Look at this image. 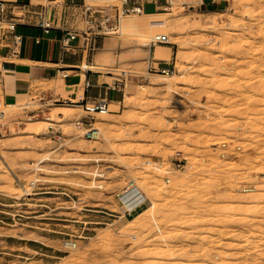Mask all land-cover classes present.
Returning a JSON list of instances; mask_svg holds the SVG:
<instances>
[{"label":"rangeland","instance_id":"obj_1","mask_svg":"<svg viewBox=\"0 0 264 264\" xmlns=\"http://www.w3.org/2000/svg\"><path fill=\"white\" fill-rule=\"evenodd\" d=\"M199 1L147 3L168 28L121 38L120 22L86 53L108 63L100 72L125 93L106 117L96 113V140L77 125L83 106L59 121L79 102L43 95L59 97L60 76L17 99L0 92V264L264 263V0H226L211 12ZM161 34L169 42L156 43ZM140 38L151 44L132 54ZM156 44L169 56L153 60ZM163 70L174 72L160 83L152 76ZM135 186L145 199L127 215L119 195Z\"/></svg>","mask_w":264,"mask_h":264},{"label":"crops","instance_id":"obj_2","mask_svg":"<svg viewBox=\"0 0 264 264\" xmlns=\"http://www.w3.org/2000/svg\"><path fill=\"white\" fill-rule=\"evenodd\" d=\"M6 1L9 6H16L13 11L17 15H23L17 26V32L23 36V43L17 58L5 56L6 52L0 49V69L3 68L0 70V92L4 98L17 99L29 94L34 82L51 81L60 76V98L79 102L80 106L84 101L100 98H106L109 104L121 103L125 95L121 84L112 86L100 71H84V66L98 67L100 64L95 65V59H92L93 64L88 61L86 53L89 51L81 48L80 37L73 40L69 47H62L60 40L63 33L58 27L69 26L71 21L63 17L61 11L55 12L56 28L45 34L35 24L37 16L27 15L24 13L25 8H21L27 0ZM225 4L226 0H200L198 5L204 11L211 12L222 9ZM85 80L90 82L89 88H86ZM49 92L43 93L46 99L54 95L53 91Z\"/></svg>","mask_w":264,"mask_h":264},{"label":"built area","instance_id":"obj_3","mask_svg":"<svg viewBox=\"0 0 264 264\" xmlns=\"http://www.w3.org/2000/svg\"><path fill=\"white\" fill-rule=\"evenodd\" d=\"M87 1L27 0V3L21 8H25L24 13L27 15L37 16L35 24L45 34H49L51 30L56 28L55 12L61 11L62 16L71 21L69 26L58 27L63 33L60 40L62 47H69L73 40L80 37L81 48L92 51L97 49L96 44L99 38L118 30L117 25H119L118 23H120V18L123 15L142 13L145 11L147 3L155 5V11L159 9L168 10L172 4L171 0H118L120 1L119 6L107 5L101 7L94 6ZM14 7L9 6L6 0H0V49L6 52L5 56L17 58L20 55V48L23 43V36L17 32V26L23 15H17L13 11ZM1 63L0 61V65ZM0 70H3V68L1 67ZM168 71L170 73L174 72ZM85 86L86 88L90 87L88 80H85ZM47 100L51 102H61L62 100L65 103L68 101L74 102L71 99L56 98L55 95H50ZM82 106L85 116L82 120L77 121V125L79 129L85 131L84 135L88 140H96L99 137L100 130L94 126L95 115L97 112L108 110L109 102L106 98H100L91 102L84 101ZM177 166H181V164L179 163ZM126 189L124 188V192L127 191ZM136 207L131 210L126 209L125 214L131 215Z\"/></svg>","mask_w":264,"mask_h":264},{"label":"bare ground","instance_id":"obj_4","mask_svg":"<svg viewBox=\"0 0 264 264\" xmlns=\"http://www.w3.org/2000/svg\"><path fill=\"white\" fill-rule=\"evenodd\" d=\"M174 0H172L173 2ZM175 3V2H173ZM141 14V18H137V19H130L128 17H124L123 19H121V23H120V29L116 32V34L119 35V37H125L127 35H129L128 37H131L130 35L134 36L135 34H139V33H144V32H152V31H157V30H164V28H168L167 25L168 23L170 22V19L168 18H164L163 16H160L162 15L161 13H153V12H142V13H139ZM162 30V31H163ZM163 35V34H161ZM134 39V38H133ZM158 42H169L168 38L165 37V35L163 36H158L156 37V43ZM172 42V41H171ZM151 44V40H148L147 38H140V39H135L134 40V43H133V46L131 48V53L135 54V53H138L141 52V51H145V47H148L149 45ZM106 49V48H104ZM164 46H162V44H156V50L154 51V54H153V60L155 61H158L160 59H163V58H166L169 56V51H164ZM107 50V49H106ZM105 51V50H104ZM124 51V50H123ZM125 52V51H124ZM142 53V52H141ZM103 61V60H102ZM108 63L106 62H103L102 65L98 66V67H95V66H84L83 68L85 69L84 71L86 72H95V71H103V70H107L108 68ZM135 73V72H134ZM164 73H160V74H155L153 75L152 77L155 78V79H159L160 83L164 80H167L169 79V72L167 70H164ZM139 74V73H137ZM141 89L143 90L144 89V86H141ZM146 89V88H145ZM144 89V90H145ZM128 97V100H131L129 99V95L127 93V96ZM46 102V101H45ZM53 102V101H52ZM117 103H114V102H111V104H109V106H116ZM14 106H18V105H14ZM80 105L79 104H76V103H73V104H69L65 107H63V113L62 115L59 117V121L61 122H68L70 119H71V115L72 114H75L77 113L79 110H80ZM110 112V109L108 110H104V111H101V112H97V115H104V116H98L96 119H99L101 120L102 118L106 117V115H108ZM1 113V112H0ZM61 114V113H60ZM100 136V135H99ZM30 150V146H25V148L22 150V151H26L28 152ZM54 152L53 151H49L47 156H50L52 155ZM244 191H249V192H253L255 194V197H251L252 194L250 197L251 199H257L260 197V195L263 193L262 190H259V191H255L254 189H251V190H246V189H243ZM255 191V192H254ZM237 193V192H236ZM240 193V192H239ZM239 193L236 197H233V198H236V200H238L237 202L239 203H243V198L241 197V195L239 196ZM235 196V195H234ZM249 196V195H248ZM249 197V198H250ZM145 199V193L143 192V190L139 187V186H135V187H131V188H127V191L126 192H123V194L119 197V200L121 201L122 204H124V206L128 209V210H131L133 209L134 207L136 206H139ZM245 201V199H244ZM251 204V203H250ZM222 210V208H221ZM233 212V211H232ZM148 211L147 210H143L142 212H139L138 214H136L133 218L131 219H128L126 224H125V227H129L131 225H133V223L137 222L138 220H141L143 219L144 220V217L147 214ZM141 222V221H140ZM103 233V232H102ZM107 234H110L107 233ZM109 237V236H108ZM63 245L64 247L66 248H69L73 253H77L78 251L77 250H80L79 248L77 249V242H72V241H65L63 242ZM236 247V246H234ZM82 248V247H81ZM232 250V249H230ZM236 251V250H234ZM238 251V250H237ZM80 252H82L80 250ZM79 252V255H82L81 253ZM239 253V252H237ZM72 256V254H70ZM77 255V256H79ZM235 255V253H234ZM143 256V254H142ZM141 256V257H142ZM239 256V255H238ZM69 257V256H68ZM83 257V256H81ZM139 257V256H138ZM236 257H237V254H236ZM77 258V257H76ZM80 258V257H79ZM78 258V259H79ZM238 258V257H237ZM237 258H234L235 261H238ZM246 258V257H245ZM248 258V257H247ZM82 259V258H81ZM129 260V259H128ZM222 260V259H221ZM220 260V261H221ZM224 261V260H222ZM232 261V260H231ZM234 261V262H235ZM247 261V260H246ZM245 261V262H246ZM255 261V260H254ZM260 261V260H259ZM225 262V261H224ZM230 262V261H229ZM234 262H231V263H234ZM239 262V261H238ZM249 262V261H248ZM247 262V263H248ZM252 262V261H251ZM250 262V263H251ZM134 263V261H133ZM152 263V262H151ZM150 263V264H151ZM215 263V262H214ZM253 263V262H252ZM124 264V263H123ZM132 264V263H131ZM135 264V263H134ZM216 264V263H215ZM229 264V263H228ZM234 264H237L234 263ZM244 264V262H243ZM264 264V263H263Z\"/></svg>","mask_w":264,"mask_h":264}]
</instances>
